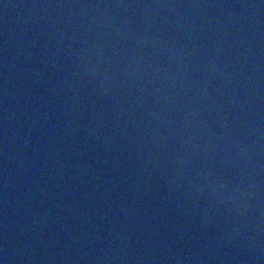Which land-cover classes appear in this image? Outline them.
<instances>
[{
	"label": "water",
	"instance_id": "95a60500",
	"mask_svg": "<svg viewBox=\"0 0 264 264\" xmlns=\"http://www.w3.org/2000/svg\"><path fill=\"white\" fill-rule=\"evenodd\" d=\"M0 264H264V0H0Z\"/></svg>",
	"mask_w": 264,
	"mask_h": 264
}]
</instances>
